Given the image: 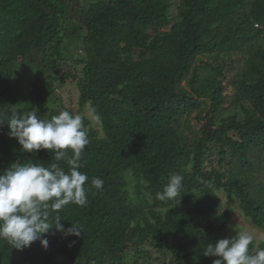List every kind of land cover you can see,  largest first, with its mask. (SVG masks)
<instances>
[{
  "label": "trees",
  "instance_id": "obj_1",
  "mask_svg": "<svg viewBox=\"0 0 264 264\" xmlns=\"http://www.w3.org/2000/svg\"><path fill=\"white\" fill-rule=\"evenodd\" d=\"M68 83L77 106L59 91ZM33 109L82 115L80 171L104 184L58 210L80 236L53 229L46 249L23 250L0 239V264L162 261L153 251L212 264L200 249L235 235L236 215L264 229V0H0V171H67L7 134L13 110ZM170 173L182 190L161 201Z\"/></svg>",
  "mask_w": 264,
  "mask_h": 264
},
{
  "label": "clouds",
  "instance_id": "obj_2",
  "mask_svg": "<svg viewBox=\"0 0 264 264\" xmlns=\"http://www.w3.org/2000/svg\"><path fill=\"white\" fill-rule=\"evenodd\" d=\"M7 124V134L18 141L23 151L49 150L57 161L66 160L69 167L65 171L56 163L45 167L42 163L16 161L0 171V239L23 250L36 241L46 249L49 244L46 235L54 234L53 229L80 236L82 228L78 224L64 228L58 210L69 203L84 206L87 192L91 188L100 190L104 184L101 178H92L86 187L89 177L80 171L89 143L82 115L61 110L50 119H42L34 109L13 110ZM182 181L181 174L170 173L157 198L175 199L182 190ZM253 240L250 233L238 231L200 250L205 257H217L212 264H264V248L249 250Z\"/></svg>",
  "mask_w": 264,
  "mask_h": 264
},
{
  "label": "rangeland",
  "instance_id": "obj_3",
  "mask_svg": "<svg viewBox=\"0 0 264 264\" xmlns=\"http://www.w3.org/2000/svg\"><path fill=\"white\" fill-rule=\"evenodd\" d=\"M85 1H88V0H85ZM89 1H92V0H89ZM22 87H23L22 89L23 93H26L28 84L25 83L22 85ZM59 91L61 92L65 101H69L70 103L77 106V98H78L77 92L78 91H77L76 85L68 83L63 89H59ZM224 205H226L225 199H224ZM215 218H217L218 221L223 220V218L219 216H216ZM234 231H246L250 233L251 235H253L255 240H264V229L255 226L252 223L251 219L244 218L242 215H236L233 218L230 225H228V227L224 231V234L228 235ZM152 253L155 257H160V259H162V261L165 262V264H167V261L170 260L169 255H166L162 252L153 251ZM162 261L155 260L152 264H164Z\"/></svg>",
  "mask_w": 264,
  "mask_h": 264
}]
</instances>
